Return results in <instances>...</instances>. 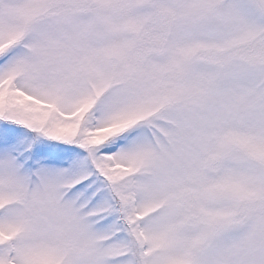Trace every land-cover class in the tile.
I'll return each instance as SVG.
<instances>
[{
  "label": "snow or ice",
  "instance_id": "snow-or-ice-1",
  "mask_svg": "<svg viewBox=\"0 0 264 264\" xmlns=\"http://www.w3.org/2000/svg\"><path fill=\"white\" fill-rule=\"evenodd\" d=\"M0 264H264V0H0Z\"/></svg>",
  "mask_w": 264,
  "mask_h": 264
}]
</instances>
